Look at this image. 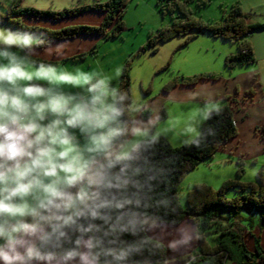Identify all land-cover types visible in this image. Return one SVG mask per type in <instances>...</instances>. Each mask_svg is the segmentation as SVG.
Instances as JSON below:
<instances>
[{
  "label": "clouds",
  "instance_id": "clouds-1",
  "mask_svg": "<svg viewBox=\"0 0 264 264\" xmlns=\"http://www.w3.org/2000/svg\"><path fill=\"white\" fill-rule=\"evenodd\" d=\"M44 43L0 29V264H152L172 205L158 118L106 75L35 60Z\"/></svg>",
  "mask_w": 264,
  "mask_h": 264
},
{
  "label": "rangeland",
  "instance_id": "rangeland-1",
  "mask_svg": "<svg viewBox=\"0 0 264 264\" xmlns=\"http://www.w3.org/2000/svg\"><path fill=\"white\" fill-rule=\"evenodd\" d=\"M62 1L54 0L52 3L53 0H36L33 4L36 9L51 11L90 4L89 0H64L65 5L59 6L58 3ZM204 1L207 3L200 0H190L187 3L195 18L217 22L231 5L239 4L241 10L247 13L249 22L264 23V0ZM157 3L158 0H128L123 12L124 26L118 36L106 38L103 34L90 33L61 40L60 45H65L67 55L82 54L83 57L77 62L58 61L53 64L68 72L79 70L85 73H100L108 76L114 85H119L121 71L128 62L132 101L141 106L140 115L145 120L149 117L158 118L154 121L157 129L163 131L168 140L177 146L189 141L199 131L205 108L219 104V101H214L216 95L220 96L218 100H222V96H225L226 100L225 94H229L240 102L233 106L238 131L236 135L219 147L212 158L199 162L181 179L178 197L182 206H185L187 190L196 182H206L216 188L227 178L256 182L258 170H261L264 176V122L260 121L262 116L256 114L260 107L257 104L262 103L260 97L264 94V27L252 29L248 35L255 49L254 64L231 68L226 66L225 58L236 52V42L214 37L207 32L197 34L186 43V36H175L159 43L156 52L152 53L150 46L144 47L146 41L158 28L167 26L170 21L169 13H163ZM91 11L100 13L88 9L63 18L47 15L35 17L27 14L25 16L28 20H21L32 28L50 30L74 24L98 25L99 22H94ZM64 18H69V21ZM0 29L42 34L32 29L19 30L7 23L0 25ZM34 47L37 48L35 45ZM13 51L17 50L14 48ZM117 69H120L119 74ZM205 73L217 76L197 78L195 81L180 79L182 76ZM170 82L172 86L165 89ZM262 98L264 99V95ZM246 108L248 109L245 114ZM162 110L168 115L167 119L160 118ZM189 128L191 131H188ZM239 167L243 170L241 175L237 176ZM237 193L233 188L226 192V196L231 197ZM206 242L213 244L209 237H206ZM235 247L238 249L237 253L246 258L243 253H247V250H241L237 244ZM195 264L204 262L196 260Z\"/></svg>",
  "mask_w": 264,
  "mask_h": 264
},
{
  "label": "trees",
  "instance_id": "trees-1",
  "mask_svg": "<svg viewBox=\"0 0 264 264\" xmlns=\"http://www.w3.org/2000/svg\"><path fill=\"white\" fill-rule=\"evenodd\" d=\"M190 0H158L160 10L169 13L170 21L167 26L160 27L156 33L149 36L144 47L150 46L152 53L156 52L157 45L166 42L175 36H186L185 42H188L197 34L202 32L210 33L214 37H220L224 40L236 42V52L229 54L225 58V65L228 67L248 65L256 62V57L252 43L248 35L252 29L263 28L264 23L249 22L247 13L243 12L239 4H233L226 10L222 19L217 22L203 21L195 18L187 3ZM207 3L204 0H200ZM128 0H105L104 2L74 6L68 9L51 11L47 9H36L33 7H19V0H12L7 7L0 3V22L7 23L19 30L39 31L44 35L45 43L38 47L49 44L55 39H66L77 36L78 34H103L107 37H116L124 26L123 12ZM88 9L99 10L103 13L102 20L98 25H68L56 30L47 28L30 27L23 24L22 15L32 14V16H51L66 17L68 15L85 11ZM83 55H73L71 59L80 60ZM128 62L125 64L120 74L119 87L127 92L132 100L130 92V76ZM217 74H199L191 76H182L180 79L196 80L197 78L209 77L215 78ZM176 79L174 80V82ZM185 81V80H183ZM173 82V83H174ZM171 82L164 88L168 89ZM219 112L213 111L210 118L204 119L200 131L189 141L181 145L172 144L163 134L160 135L159 144L156 146L154 155L155 162L168 168L169 174L166 177L165 184L161 189L166 190L172 197V205L168 212L167 224H178L187 215L190 217L195 228V237L197 240V250L194 251V257L190 264H195L196 260H202L204 264H226L227 259H232L233 254L237 253L235 244L239 245L241 250L246 249L244 242L239 238V234L231 227H226L227 219L235 218L242 212L257 213L261 217V223H264V176L262 171H257V181H241L236 178H227L216 188L206 182H196L192 184L186 193V205L182 206L179 202L178 190L183 176L190 170H193L199 162L204 159L212 158L214 152L224 143L236 135L237 126L234 120L233 108L230 104H224L218 107ZM264 130V125H262ZM212 134H208V130ZM200 139L199 146L191 143V140ZM243 168L237 169V176H240ZM235 188L238 193L234 196H226V192ZM238 189V190H237ZM163 214V213H162ZM225 222V223H224ZM232 222H230L231 224ZM210 234H216V241L213 244L206 242V237ZM159 241V240H158ZM247 250V249H246ZM257 258H252L249 254L243 263L257 264L264 262V251L257 246L255 252ZM145 256L150 257L152 264H167L166 247L160 243L159 247L152 252H146Z\"/></svg>",
  "mask_w": 264,
  "mask_h": 264
},
{
  "label": "crops",
  "instance_id": "crops-1",
  "mask_svg": "<svg viewBox=\"0 0 264 264\" xmlns=\"http://www.w3.org/2000/svg\"><path fill=\"white\" fill-rule=\"evenodd\" d=\"M11 1L12 0H0V3H3L7 6L11 3ZM91 1L92 0H89L90 4L102 2L100 0H94L93 2H91ZM34 2H36V0H20L18 8L19 7H33V8H35L34 4H33ZM52 3H54V0ZM58 5L59 6L65 5L64 0L61 3H58ZM84 5H89V4H84ZM97 11L100 13H97V12L93 13L91 11V13H92L91 16H92V18L95 19L94 22L100 23V21L102 20V17H103V13L99 10H97ZM25 15L21 16V19L23 21L28 20V17H26ZM92 18H91V20H93ZM64 19L69 21V18H64ZM24 22H26V21H24ZM0 25L4 26V23L0 22ZM71 38H73V37H71ZM66 39H68V38H66ZM61 40H64V39H55V40H52L47 45H44L41 47L37 46L36 56L34 57V59L37 61H42V62H47V63H48V61H49V63H57L58 61H61L62 63H64L65 61H68V62L80 61L81 59L80 60L71 59V56H73L75 54L70 55V56L67 55L66 50H65V45H60ZM56 43H58V44H56ZM54 44H56V45H54ZM50 45H52V46L50 47ZM254 51H255V49H254ZM49 54H50V56H49ZM262 55H264V53ZM253 64H254V62H253ZM237 89L238 88H236V90ZM175 94L178 95L176 90H175ZM225 95L227 97L226 100H224L225 96L224 97L222 96V100H218V99H220V96L216 95V100H214V101L215 102L219 101V104L207 106L205 108V110L215 108V107H219V106L224 105V104H230L233 108V106H235V104L240 103V102H238L237 99L233 98V96H230L229 94H225ZM263 95L260 97L261 99H263L262 98ZM228 97H229V100H228ZM208 98H211V97H208ZM261 99H260V101L262 103L257 104V105H260V107L256 110V114L262 116V118H260V121L264 122V99L263 100H261ZM251 102H250V104H252ZM242 103H244V102H242ZM248 108H249V105H248ZM248 108H246V110H244L245 114H246ZM160 115H161L160 118L167 119L168 115L165 112H163V110L161 111ZM233 118L235 120V115ZM235 123H236V120H235ZM200 129H201V127H200ZM200 129H199V131H200ZM160 132H161V134H163V136H165L163 131H160ZM197 133H198V131L196 132V134ZM165 137L167 138V136H165ZM226 222H227L225 224L226 227H231L235 232H237L239 234V238L241 239V241L244 242V245H245L246 249L248 250L249 254L252 256V258H255V259L257 258V255L255 253L257 251V246L260 247L264 251V223H261L262 221H261V217L259 214L250 213V212H242L239 215H237L235 218H233V220L227 219ZM230 222H232V223L230 224ZM168 225L170 227L166 231H158V234L155 237L156 240L162 241V243L166 247V254H167V260H168L167 264H188L187 262H190L192 260V258L195 256L192 253L197 248V240L195 237V228H194V225L192 224L190 217L186 215L183 218V220H181L178 224H168ZM172 225H175V227L174 228L171 227ZM177 229H180L181 231H183L186 234V238L189 240V243H187V244H185V245H183V246H181L178 249L173 251L167 247V244H168V241L179 238V234L177 232ZM149 235H153V234L149 233ZM215 236H216V234H210L207 237H209L210 241H212L214 243L216 241ZM245 260L246 259H242L238 255L233 254V258L227 259L226 264H248V263H243ZM257 264H264V262L259 261Z\"/></svg>",
  "mask_w": 264,
  "mask_h": 264
}]
</instances>
